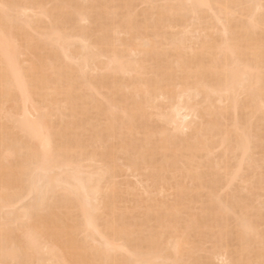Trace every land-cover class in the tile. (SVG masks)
<instances>
[{
	"label": "bare ground",
	"instance_id": "6f19581e",
	"mask_svg": "<svg viewBox=\"0 0 264 264\" xmlns=\"http://www.w3.org/2000/svg\"><path fill=\"white\" fill-rule=\"evenodd\" d=\"M260 196L264 0H0V264H264Z\"/></svg>",
	"mask_w": 264,
	"mask_h": 264
},
{
	"label": "rangeland",
	"instance_id": "374dc122",
	"mask_svg": "<svg viewBox=\"0 0 264 264\" xmlns=\"http://www.w3.org/2000/svg\"><path fill=\"white\" fill-rule=\"evenodd\" d=\"M131 179H132V178H131ZM238 187H239V186H238ZM242 193H243V192H242ZM244 194H245V192H244ZM260 197H261L260 202H261V204L263 205V204H264V203H262V197H263V196H260ZM263 198H264V197H263ZM258 199H259V198H258ZM257 201H259V200H257ZM263 201H264V199H263ZM261 204H260V205H261ZM258 205H259V204H258ZM260 205H259V207H260ZM259 207H258V208H259ZM263 207H264V205H263ZM260 208H262V207H260ZM260 210L262 211V209H260ZM263 210H264V208H263ZM263 212H264V211H263ZM215 261L219 262L218 260L215 259L213 264H216V263H217V262H215Z\"/></svg>",
	"mask_w": 264,
	"mask_h": 264
}]
</instances>
